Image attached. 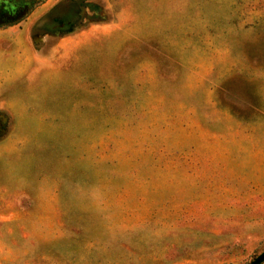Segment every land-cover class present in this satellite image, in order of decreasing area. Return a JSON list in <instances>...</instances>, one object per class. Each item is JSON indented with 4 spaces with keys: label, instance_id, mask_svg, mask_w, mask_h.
I'll return each instance as SVG.
<instances>
[{
    "label": "rangeland",
    "instance_id": "obj_1",
    "mask_svg": "<svg viewBox=\"0 0 264 264\" xmlns=\"http://www.w3.org/2000/svg\"><path fill=\"white\" fill-rule=\"evenodd\" d=\"M1 38L0 264L264 252V0H0Z\"/></svg>",
    "mask_w": 264,
    "mask_h": 264
},
{
    "label": "crops",
    "instance_id": "obj_2",
    "mask_svg": "<svg viewBox=\"0 0 264 264\" xmlns=\"http://www.w3.org/2000/svg\"><path fill=\"white\" fill-rule=\"evenodd\" d=\"M26 39V33H20V34H17V36L14 38V39H12L13 40V45H15V44H20V43H26L25 40ZM1 44H2V38L0 39V50H2V46H1ZM24 46V45H23Z\"/></svg>",
    "mask_w": 264,
    "mask_h": 264
},
{
    "label": "water",
    "instance_id": "obj_3",
    "mask_svg": "<svg viewBox=\"0 0 264 264\" xmlns=\"http://www.w3.org/2000/svg\"><path fill=\"white\" fill-rule=\"evenodd\" d=\"M264 262V252L259 255L252 263L250 264H262Z\"/></svg>",
    "mask_w": 264,
    "mask_h": 264
}]
</instances>
